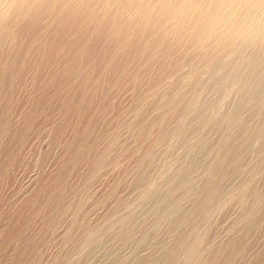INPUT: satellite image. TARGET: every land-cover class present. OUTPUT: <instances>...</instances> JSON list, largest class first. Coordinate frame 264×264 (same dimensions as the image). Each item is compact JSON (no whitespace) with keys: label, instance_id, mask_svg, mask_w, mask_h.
<instances>
[{"label":"rangeland","instance_id":"374dc122","mask_svg":"<svg viewBox=\"0 0 264 264\" xmlns=\"http://www.w3.org/2000/svg\"><path fill=\"white\" fill-rule=\"evenodd\" d=\"M6 15L0 85H66L61 110L24 118L11 156L0 151V264H264V124L238 108L236 86L207 89L198 61L176 68L126 43L106 56L72 30ZM23 96H9L10 121Z\"/></svg>","mask_w":264,"mask_h":264},{"label":"bare ground","instance_id":"6f19581e","mask_svg":"<svg viewBox=\"0 0 264 264\" xmlns=\"http://www.w3.org/2000/svg\"><path fill=\"white\" fill-rule=\"evenodd\" d=\"M2 13L8 14L6 15V20H9V23L26 15V18L23 20V23L25 24L24 26L26 27L31 24L40 25V23L45 21L48 24L50 23L51 25H59L62 27L66 31V33L63 32V36H67V32L70 33V30H72L73 35L74 37L76 36L75 38H77L78 42L89 38L93 41V44L96 48H103L105 51L103 55L106 56L110 54L109 51H111V48L116 44L126 43V47L129 46L135 52L141 53L147 50V52L149 51L150 54L154 50H158V52L161 54L168 55L166 57L172 56L173 60L175 61L176 68L178 66L189 67V65L194 63V61H198L201 67L204 68L203 70L205 71V75L210 79V83L206 87L207 89L218 90L224 85L236 86V97L238 96L241 98L239 100L238 108L250 110L252 114H260L264 124V0H0V16H2ZM164 58H161L162 64H165L167 61V59ZM103 76L105 77V75ZM27 83L20 82L14 86H10L8 83H3L0 85V93L11 90L9 95H5L4 93V96L1 98L0 136L4 134L3 136L8 141L6 144L7 146H5V143L3 144L4 146L0 145V151L2 149L1 152L3 155L2 158L11 156L9 151H11L12 145L15 144L18 135V131L14 130L16 126H20L21 122H25L26 117L30 116L31 118L29 121L24 123L28 126V122L31 120L36 121V113H43L47 108L52 112L51 105L57 97L56 94L58 90L66 85L64 82H61V84L51 83L47 88H45V84H41V86L38 85L30 87L31 85H28ZM18 92L23 93L24 98L22 99V102L19 104V106L16 107V111H13L15 120V122H13L10 121L9 116L11 113V102L9 101V96H14V94ZM35 102H37V106H35L37 108L35 109L34 113L29 109L28 106L30 103L34 104ZM53 105L54 112H59V109L61 110V107H58L57 104ZM90 108H93L92 105H90L88 108V112H86L87 114L85 116L89 115ZM70 120L72 122V115H70ZM18 122L20 123L17 125ZM40 122L37 120L35 127H39L41 124L52 125L53 118L50 114L47 122ZM66 126L69 128H65L63 132V134L65 133L64 136H68V134L70 135L73 130L72 125H69V121L68 125ZM64 127L65 126H61L58 132H60ZM26 132L27 131L25 130L21 131L22 134ZM31 136L29 135L27 137L28 141L31 139ZM64 136V140L67 139V137L65 138ZM117 152L118 149L116 154ZM124 156L127 155L125 154ZM55 163H57V161ZM52 164H54V162ZM83 165H80V169L76 171V173H79L81 170H83ZM262 200H264V198ZM225 258H227V255Z\"/></svg>","mask_w":264,"mask_h":264}]
</instances>
